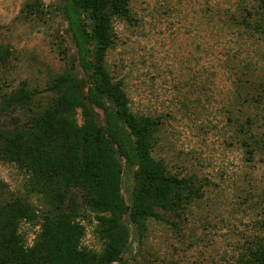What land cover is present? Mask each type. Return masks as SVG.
Listing matches in <instances>:
<instances>
[{"label": "rangeland", "instance_id": "1", "mask_svg": "<svg viewBox=\"0 0 264 264\" xmlns=\"http://www.w3.org/2000/svg\"><path fill=\"white\" fill-rule=\"evenodd\" d=\"M126 1L129 17L113 21L106 71L132 114L157 121L152 158L199 191L177 214L145 222L140 236L125 217L131 238L118 264L234 263L264 221V18L253 15L252 0ZM60 5L0 0V102L22 85L31 95L30 106L0 116V128L42 110L65 71L82 77ZM132 184L123 173L126 202ZM0 185L3 202L40 208L15 165L0 163ZM80 213L82 247L99 253L94 216ZM38 231L20 224L25 247Z\"/></svg>", "mask_w": 264, "mask_h": 264}, {"label": "trees", "instance_id": "2", "mask_svg": "<svg viewBox=\"0 0 264 264\" xmlns=\"http://www.w3.org/2000/svg\"><path fill=\"white\" fill-rule=\"evenodd\" d=\"M251 2L253 15L264 18V0ZM60 12L82 77L65 71L51 82L52 98L42 110L23 124L0 128V163L25 173L40 207L0 198V264L123 263L131 238L125 217L140 236L145 222L159 220V212L177 214L199 191L152 158L157 121L132 114L121 82L106 71L112 24L128 19L127 1L62 0ZM5 52L0 49V57ZM30 100L22 85L2 98L0 116L24 110ZM123 173L133 180L128 203L121 194ZM81 211L94 216L99 253L82 247ZM22 222L39 227L28 247ZM260 230L231 264H264V221Z\"/></svg>", "mask_w": 264, "mask_h": 264}]
</instances>
